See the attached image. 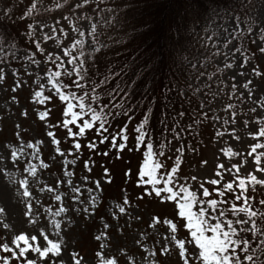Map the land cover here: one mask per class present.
I'll return each mask as SVG.
<instances>
[{
	"label": "rangeland",
	"instance_id": "obj_1",
	"mask_svg": "<svg viewBox=\"0 0 264 264\" xmlns=\"http://www.w3.org/2000/svg\"><path fill=\"white\" fill-rule=\"evenodd\" d=\"M9 1L13 4L16 2V0ZM50 1L61 2L64 0ZM70 1L69 7H71L70 3L78 5L84 0ZM41 2L39 6L43 5L45 0ZM240 2L244 10L242 11V18L257 38L255 43H252L255 46L254 48L264 49V24H261V20L264 19V0H240ZM104 5L106 7L112 6L110 2L105 1ZM89 9H92V6ZM69 15L73 17L71 13ZM73 15L81 20L79 22L80 26L78 20L74 26L65 30L57 29L54 32H49L44 22L36 21L31 24L35 34L49 33L48 39H45L43 43L44 46L54 50L49 49L56 57L58 56L57 52H64L65 48L70 52L73 44H75V38H82L83 41L87 38L85 50L93 49L89 47V44H92L95 48L96 43L99 41L94 34L90 33V24L93 20H106V17L99 15L93 19L90 15L81 11L75 12ZM206 16V21L202 27L195 29L200 47L197 46L188 57L186 55L184 57V65L190 67L187 75L189 84L195 90L200 91L201 95L212 86L215 88V92L218 93L222 86L216 87L217 82L215 83L213 79L219 76L226 83L232 84L234 89L252 105L253 109L250 113L241 116L245 122L252 129L253 123L257 127L264 126L259 123L260 118L264 117V90H258L259 86L264 84V55L261 59L263 73L256 66L258 73L261 74L257 75L256 70L253 72V62L256 60L253 57L248 58L246 54V50L250 47H244L243 41L238 39L239 35H242L239 34L240 31L245 26L242 19L234 15L232 11L229 13L226 9L222 10L220 8H214ZM61 26H64V24ZM25 29L26 24L24 23L19 30ZM82 30L85 32L84 35H81ZM208 36H212V40H208ZM243 37L247 41V36L244 35ZM225 41H227V45ZM25 50L23 47L17 49L15 53L7 55L3 61H0V69H2V72H0V156L5 155V148L8 149L9 153L12 148L17 150L23 148L22 153L18 151L16 162L13 163L9 155L7 163H0V170L3 173L0 175V208L4 209V212L0 213V244H10L17 229L34 231L37 228H43L51 234L55 221L59 220L61 234L64 235L67 242L66 247L68 248V253L65 254L66 264L68 255L72 252L78 253L84 261H88L100 244L106 245L109 249H118V251L111 253L117 258L118 264H182L175 253L174 248L176 247L171 242L172 231L167 223L168 220H174L177 223V219L173 215L174 211L172 212V205L169 202L161 203L155 196L146 195L143 199L139 198L143 192V186H138L136 180L143 156L140 149L136 150L139 146L136 144L135 138L128 136V147L119 153L120 161L118 163L116 161V151L115 149L112 150V145L108 142L110 138L100 144V137L97 136L94 130L86 131L85 138H79L80 150L73 149L72 153L69 154L68 149L72 147L73 141L67 138L66 131L57 124V121L61 119L64 105L58 98H55L49 105L50 117L46 116L44 122L39 123L36 114L43 112V110L41 106L36 104V101L32 100V96L37 91L42 92L41 85L46 84L45 73L42 71L45 64L42 61L43 56L39 58L42 59L40 61H37L39 60L38 56H35L34 60L32 57L27 59ZM229 88L232 89V87ZM226 94L227 91H223V95ZM48 104L49 100L47 101ZM25 109H27L30 116L21 114V111ZM12 115L14 117L11 119ZM15 122H18L17 127ZM47 132H52L56 137L58 140L57 147L61 149L63 155L56 153L55 149L57 147L51 142V138L46 135ZM168 136L163 137L167 139ZM225 137V144L217 139L219 153L212 144L209 150L210 153L206 154L201 160L199 156V159L193 156L186 160L183 155L180 158L183 162L177 163V160H172V157L166 159V155L164 158L159 156L158 160L162 166L161 171H167L173 165H176L175 175L178 177L179 182L190 183L192 188H196L195 193L198 194L202 189L200 186L208 185L207 181L209 179H220L224 174L227 177V174L235 171V169H231V166L237 164L233 162L229 155L225 154V148L229 145L227 134ZM93 138L96 140L95 149L86 146L87 142ZM30 141L32 147L28 146ZM37 141L40 143L37 144ZM34 150L38 153V159H30V154ZM105 151L108 152L107 156L103 155ZM73 160L75 161L74 164L72 163ZM204 160H207L206 164L200 163ZM85 161H88L87 169L85 168ZM241 161H243L242 164L250 162L245 158V155L241 157ZM29 163L35 166L38 183L33 182L32 177L27 172H23V168L27 167ZM113 164L116 165L115 171H112ZM218 164L224 165V168L220 169V175H216ZM105 167L110 170L111 183L105 182L106 177L103 173ZM125 169H131V173L127 177L124 175ZM225 169H231V171H225ZM66 170L73 173L70 186L65 182L67 178L63 175ZM253 174L256 175L257 173ZM22 176L29 177V191L33 193L30 211L31 215L36 217L34 223H27L30 217L23 215V212L29 210L25 208L27 198H21L17 190V181ZM257 176L260 177L259 179H264L261 172ZM85 177L88 178L87 182L84 180ZM58 180L61 182L56 183ZM94 181L100 182L99 190L95 187ZM75 187H80V199L85 204L88 203L87 196L89 195L86 188L93 189V194L96 196L95 220L91 216L84 215L83 205L71 200V197L76 195L72 191ZM49 188L53 189L51 193ZM40 189H44V191L41 192ZM55 195H61L62 200L55 201ZM125 196L128 198L127 204L123 200ZM37 200H39V204L36 203ZM61 204L68 209V212L54 217L52 212H55ZM117 205L123 206L125 212L120 213ZM49 208L52 210L51 212L48 211ZM75 208H80L81 211L73 214ZM91 210L90 206L89 211ZM65 216L72 220L71 224L64 218ZM78 216L80 222L77 225L76 219ZM101 216L104 217V222L109 224L107 229L103 228V224L99 220ZM113 216H115V219H113ZM150 217H159V219H150ZM239 219L245 220L243 216H240ZM113 223L118 225L116 229H113ZM243 226V228L250 230V221ZM177 227L180 228L178 225ZM101 232L106 233V238L97 240L95 237L100 235ZM166 237L167 239H165ZM178 238H184V236L180 233ZM257 239H260L259 235H257ZM165 244L168 245L169 252L161 254L160 249ZM186 246L189 249L186 255L190 264H199L198 261L193 259L195 253L192 246L188 244ZM1 254L4 255L5 253L1 252ZM29 258L37 259V264H45V261L39 260L34 253ZM12 264H16V261H13Z\"/></svg>",
	"mask_w": 264,
	"mask_h": 264
},
{
	"label": "trees",
	"instance_id": "obj_2",
	"mask_svg": "<svg viewBox=\"0 0 264 264\" xmlns=\"http://www.w3.org/2000/svg\"><path fill=\"white\" fill-rule=\"evenodd\" d=\"M41 1L16 0L13 4L9 0H0V59L11 54V49L22 47L32 49L34 54L42 55L40 49H43V44L38 40H32L31 35L29 36L25 30H19L20 26L32 23L39 16L56 19L66 16L69 11L72 12V8L68 9L67 3L63 1L45 0V3L39 6ZM112 2L107 12L116 15L118 23L108 24L102 28L103 31L99 30L103 46L95 51L91 58H84L83 68L86 71L80 73L83 77L80 81L83 87L76 88L71 84L75 78L62 74L55 78V83L65 94L68 91L76 92L78 95L86 94L83 102L90 104L105 118V126L111 130L110 133L119 131L120 127L126 124L127 137L135 138L136 125L144 124L143 130L151 136L157 159L159 156L164 158L165 155L166 159H170L169 150L172 160L176 159L173 147L182 139L187 149L188 160L193 156L198 159L200 157L201 160L210 153V146L213 143L212 115L233 114L231 111L242 107L243 110H247L249 106L246 103V106L239 103L244 100L240 94L227 93L222 96L223 91L227 90L226 84L217 94H214L215 88L212 86L201 95L200 91L189 84L187 75L190 67L184 65V57L185 55L188 57L197 46L200 47L195 29L202 27L208 10L222 6L239 12L240 0H112ZM107 32H110V36H107L109 34ZM37 44L39 48L36 47ZM49 65L52 66L50 62ZM50 68L52 71V67ZM213 80L217 82L216 79ZM217 85L219 84L217 83L216 87ZM93 96L95 100L92 99ZM201 111L203 115L200 114ZM178 112H183L184 115L178 116ZM109 113L111 115H108ZM189 124L192 125L190 131ZM173 132H180V139H177ZM163 136L168 138L164 139ZM140 149L143 152V149ZM260 166L264 167V161ZM245 195L251 197L249 204L252 209L264 214V205L260 203L264 201V185L249 183ZM210 199L221 198L213 196ZM223 200L226 202L216 206L215 211L218 213L221 209L230 208L228 202L237 205L243 203L235 201L231 192H225ZM225 216L233 219V227L235 225L238 229V235L234 238L248 239L251 246L250 230L239 231L241 226L235 223V219H239L240 216L246 219L245 215L240 213L233 218L232 213L226 211ZM256 223L258 229L264 230V222L259 217L256 218ZM237 251L239 254V249ZM262 252L264 247L256 251L254 259L257 264L264 260ZM241 260L243 264L242 256Z\"/></svg>",
	"mask_w": 264,
	"mask_h": 264
},
{
	"label": "snow or ice",
	"instance_id": "obj_3",
	"mask_svg": "<svg viewBox=\"0 0 264 264\" xmlns=\"http://www.w3.org/2000/svg\"><path fill=\"white\" fill-rule=\"evenodd\" d=\"M87 3V0H85ZM261 24H264V19L261 20ZM31 27V25H29ZM95 28V25H93ZM252 31V29H249ZM84 35V33H81ZM47 40L48 37L45 36ZM208 40H212V36L207 37ZM227 45V41H225ZM39 48V44L36 45ZM89 47L95 48L92 44H89ZM43 51V49H40ZM65 54L70 56L68 49H64ZM261 54L264 55V49H261ZM80 57H84L85 53L83 51L80 52ZM68 63L72 66V71L69 72L65 69V73L68 76H72L75 73V79L71 81V84L76 88L80 89L83 87L80 81L83 79L80 73L82 71H86L83 68L84 60H79V63L76 62L75 57L69 58ZM63 62L57 65L55 71H49L46 75L49 77L48 83L52 86L59 100L64 104V107L61 112V119L57 121V124L63 128L67 133V138L73 141L72 147L68 149V153L71 154L72 150L75 149L77 151L80 150L81 145L79 143V138H85L86 131L94 130L97 136L100 137L99 143L103 144L105 141L109 140V135L111 136L110 143L114 147L116 151V161L117 163L120 161L119 153L125 150L127 145L128 137L126 135L127 125H123L120 127L119 131L109 133L108 128L105 126V118L102 117L95 108H93L90 104H85L83 102L84 95H78L76 92L68 91L66 94L59 91V85L54 83L55 78L61 76V71L59 69L63 68ZM2 72V69H0ZM253 72L255 69L253 68ZM259 75V73H256ZM18 86V85H17ZM247 86V85H245ZM68 87V86H65ZM43 88V85H41ZM258 90H264V84L259 86ZM41 96V92L37 91L32 96V100L38 101ZM95 100V96L92 97ZM202 107V105H201ZM228 107H232L228 105ZM27 109L22 112L23 116H27ZM201 115L204 113L201 111ZM38 119L41 122L44 121V118L48 116V113L39 112L36 114ZM108 115H111L109 113ZM178 116H183V112H178ZM259 123L264 125V117L260 118ZM144 124L138 123L134 129L137 133L135 137L136 144L140 148L143 149L142 156V164L139 166L137 171V180L136 183L138 186H143V192L140 194V199H143L144 196H155L161 203L164 202H172L174 204V218L175 219H184L186 223L184 224V228L188 232L187 244L191 245L194 253H196L193 257L195 261H198L199 264H242L241 255L243 258L244 264H257L254 256L258 249L264 247V230L258 229L256 218L259 217L262 222H264V214L258 213L254 211L249 204L251 197L245 195L248 184L252 185L261 184L264 185V179H257L255 175L251 172L248 173L246 177H241L239 175H235L234 180L223 183L221 187H217L213 189V191L221 198L217 199H197V194L195 192L189 191V188L186 184L179 183L178 177L175 175L177 168L176 165H173L167 171H159L161 169V165L159 162L155 161L153 157L156 155L154 152V144L151 139L149 133H146L143 130ZM51 127V125H49ZM192 125H188V130H191ZM75 129V131H73ZM183 131V130H182ZM106 133H108L106 135ZM46 135L51 138V142L55 145L58 144V140L53 135L52 132H47ZM173 135L180 139V132H173ZM250 135L256 140L255 143L249 146V156H253L254 162L256 165V169L264 173V167H261V162L264 161V151H257L258 149H264V144L260 143L261 139H264V126L259 127L256 131L251 132ZM117 138H119V143H117ZM170 142V141H169ZM40 143L37 141V144ZM29 147H32V142L30 141L28 144ZM87 147L95 149L96 140L93 138L88 141L86 144ZM19 153L23 152V148L19 150L12 148L10 153L7 148H5V155L0 156V163H7L8 157L10 155L11 161L16 162L17 156ZM56 153L63 155L61 149L57 147L55 149ZM183 149L178 148L177 153L182 152ZM162 154V153H161ZM103 155L107 156L108 152L105 151ZM228 155L236 156L239 155L237 152L228 151ZM38 153L34 150L30 154V159H38ZM177 163L180 162V157L177 155L176 157ZM67 163V161H65ZM74 164L75 161L73 160ZM243 163V161H241ZM85 168H88V161L84 162ZM46 167V165H45ZM116 165L113 164L112 171H115ZM223 164L217 165V173L216 175H220V169H223ZM231 169H235L236 172H239V167L235 164L231 166ZM231 169H225V171H231ZM23 172H27L33 179V182L38 183L36 180V169L35 166L29 163L27 167L23 168ZM103 173L106 177L105 182L111 183L112 176L110 174V170L108 167L103 169ZM131 173V169H125L124 175L125 177L129 176ZM2 170H0V175H2ZM64 177H66V183L71 185V177L73 173L71 171H64ZM87 177L84 178L85 182H87ZM195 179V177H193ZM61 181H56V183H60ZM97 190L100 189V182H93ZM209 183L213 185H220V179H212ZM235 184V187H233ZM29 177L22 176L21 179L17 181V190L20 193L21 198H27V203L25 204V208H27L28 212H23L25 217H30L27 220V223H34L36 217L31 215V200L33 198V193L29 191ZM203 189V196H209V190L204 188L203 185L200 186ZM40 191H44V189H40ZM53 189L49 188V192L51 193ZM76 195L71 197V200L83 205V213L85 216H91L95 220L96 217V196L93 194L92 188H86L88 192L87 200L88 203L85 204L83 200L80 199V187H75L72 189ZM124 190L122 189V192ZM225 192H231L235 201H243V203L237 205L236 203H230V208L221 209L219 212V216L215 215L216 206L220 203H225L223 200L225 196ZM239 193V194H237ZM55 201H61V195L54 196ZM124 203H128V198L123 197ZM39 204V200L36 201ZM264 205V201L260 202ZM199 204L200 207L197 210H194V205ZM212 209L211 219H214L215 222H210L209 216L206 215L208 208ZM91 206V211H89V207ZM120 213L125 212V208L123 206L117 205ZM23 211V210H22ZM49 212L52 210L49 208ZM81 211L80 208H75L73 210V214L79 213ZM230 211L232 213V217L236 218L238 214L243 213L246 217L245 220L235 219V223L240 225L241 228L239 231H248L249 229L243 228L242 226L251 221L250 231L252 235L251 246L248 239H236L238 235V229L233 227V219H229L225 216V212ZM4 209L0 208V213H3ZM68 209L61 204L59 208L52 212L54 217H58L61 213H67ZM68 220V223L71 224L72 220L67 216L64 217ZM221 218H224V223H221ZM115 219V216H113ZM150 219H159V217H150ZM100 222L103 224V228L107 229L109 224L104 222V217H99ZM80 222V217L78 216L76 219V224L78 225ZM169 223H171L169 221ZM225 224L227 228H225ZM7 227V225H5ZM113 229L118 227L117 224L113 223ZM171 242L177 247L178 255L182 264H190L189 258L186 255L188 249L185 247L186 241L185 239H177L176 232L177 226L175 223L171 224ZM257 235H259L260 239H257ZM97 240L101 238H106V233L101 232L100 235L95 237ZM167 239V237L165 238ZM66 240L64 235L61 234L60 229V221H55L53 225L52 233L49 234L43 228H37L34 231H29L26 229H17L16 234L12 237L10 244L3 243L0 244V252L5 253L0 256V264H12L13 261H16V264H37V259L29 258L31 254H36V257L41 261H45V264H66L65 254L68 253V248L66 247ZM237 249H239V254ZM113 251H118V249H109L104 244H100L98 249L93 252V255L88 261H84L83 257H80L78 253L72 252L68 255L67 264H118V260L115 256L111 255ZM161 254H167L169 252L168 245L165 244L161 249ZM251 252L252 254H248ZM264 255V252L261 253ZM260 264H264V260L260 261Z\"/></svg>",
	"mask_w": 264,
	"mask_h": 264
}]
</instances>
